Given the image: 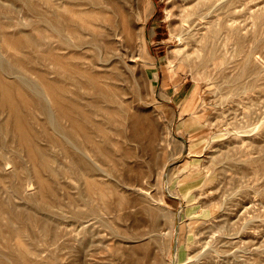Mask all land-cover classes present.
<instances>
[{
	"label": "rangeland",
	"instance_id": "374dc122",
	"mask_svg": "<svg viewBox=\"0 0 264 264\" xmlns=\"http://www.w3.org/2000/svg\"><path fill=\"white\" fill-rule=\"evenodd\" d=\"M52 4L0 0V260L264 264V0H111L113 72L55 49Z\"/></svg>",
	"mask_w": 264,
	"mask_h": 264
},
{
	"label": "bare ground",
	"instance_id": "6f19581e",
	"mask_svg": "<svg viewBox=\"0 0 264 264\" xmlns=\"http://www.w3.org/2000/svg\"><path fill=\"white\" fill-rule=\"evenodd\" d=\"M50 1V0H49ZM59 1H60V3H59ZM133 1V0H132ZM136 1V0H135ZM178 0H176V2H177ZM184 1H186V0H184ZM52 2V1H51ZM50 2V3H51ZM180 2V1H179ZM181 2H183V1H181ZM188 2H190V1H187V3ZM32 3V2H31ZM49 3V2H48ZM53 3H54V6H53V4H52V6L53 7H55L54 9H55V11H53L52 12V16L50 17V19H49V23H48V25H49V29H47L48 31H50V32H52L51 34H52V36L54 37V38H56V48L55 49H61L62 50V48H66V50L68 49L70 52L69 53H72V51L74 52V53H72V55H74V57L73 58H75L76 60H77V62L79 63V64H83V65H85V66H92V67H95V66H99L101 69H103V70H105V71H107L108 70V72H113L114 71V69H112V67H114V64H115V62H116V60H117V58H116V53L117 52H114L113 51V47L111 48L110 47V43H112L110 40H112L111 38L113 37V39L117 36V35H119V33H117V30H116V28L117 27H115L116 26V24H112V23H109V21L111 20L110 18H111V16H109L110 14H108V12H112V11H114L113 10V8H112V6H111V0H53ZM184 3H186V2H184ZM183 3V4H184ZM187 3H186V5H187ZM191 3V2H190ZM58 4H60V5H58ZM178 4H180V3H178ZM33 5V4H32ZM64 5V6H63ZM133 5H134V3H133ZM173 5V4H172ZM186 5H181L180 4V6H182V8L184 7V6H186ZM189 5V4H188ZM34 6H39V5H37V4H35ZM51 5H49V8L51 9V7H50ZM60 6H62V7H65L64 9H65V12L67 11V16H65V15H63V13H61L59 10H60ZM135 6V5H134ZM191 6V5H190ZM33 7V6H32ZM178 7V9H179V6H177ZM40 8V7H39ZM181 8V9H182ZM186 8V7H185ZM189 8V7H188ZM196 8V7H195ZM36 9V7L34 8V11H36L35 10ZM62 9L63 8H61V11H62ZM191 9V8H190ZM183 10V9H182ZM181 10V11H182ZM185 10V9H184ZM183 10V11H184ZM51 11H52V9H51ZM50 11V12H51ZM64 11V10H63ZM49 12V13H50ZM73 13L72 14V16L74 15H76L75 17H77V19H78V17L80 18V19H78V20H76V21H78V22H80V24H74V20L73 19H71V17H69L68 15H69V13ZM188 12H190L189 10H188ZM203 12V11H202ZM175 13H177L176 11H175ZM32 14V13H31ZM66 14V13H65ZM38 15H40L39 13H38ZM51 15V14H50ZM174 15V14H173ZM186 15H187V13H186ZM73 16V17H74ZM178 17V16H177ZM197 18H198V16H197ZM200 18H201V16H200ZM181 19V18H180ZM80 20V21H79ZM196 20V19H195ZM199 20V19H198ZM75 21V22H76ZM130 21V20H129ZM178 21H180V20H178ZM197 21V20H196ZM40 23V22H39ZM180 23V22H179ZM182 23V22H181ZM180 23V24H181ZM187 23V22H186ZM193 23H195L194 22V20H193ZM42 23H40V25H41ZM130 24V23H129ZM192 24V23H191ZM191 24H190V26H191ZM183 25V24H182ZM187 25H188V23H187ZM195 25H196V23H195ZM198 25V24H197ZM201 25V24H200ZM38 26V25H37ZM47 26V25H46ZM118 26V25H117ZM189 26V25H188ZM190 26H189V28H190ZM199 26V25H198ZM202 26V25H201ZM201 26H199V27H201ZM44 27V26H43ZM65 27H69V28H71L72 27V30L70 29H68L69 30V34H71L70 33V31H72V33H74V38H75V40L74 39H72L70 36H68V35H66L65 34ZM134 28V27H133ZM197 28V27H196ZM40 29V28H39ZM47 30H46V32H47ZM66 30H67V28H66ZM97 30H99V31H97ZM192 30H193V28H192ZM192 30H190L191 31V33H192ZM197 29H195V31H196ZM22 31V30H21ZM138 31V30H137ZM139 31H140V28H139ZM189 31V32H190ZM198 31H200V30H198ZM45 32V33H46ZM49 32V33H50ZM98 32V33H97ZM176 32H177V30H176ZM181 32V31H180ZM24 33H26V31L24 32ZM137 33V35H138V33L139 32H136ZM187 33V32H186ZM190 33V34H191ZM23 34V33H22ZM29 33H26V34H23V35H28ZM31 34V33H30ZM47 34V33H46ZM140 34V33H139ZM189 34V33H188ZM195 34V33H194ZM193 34V35H194ZM198 34V33H197ZM197 34L196 35H194V36H197ZM202 34V33H201ZM21 36L22 38L24 37V36ZM90 35V36H89ZM137 35H136V37H137ZM141 35V34H140ZM184 35V34H183ZM205 35H206V33H205ZM181 36V35H180ZM30 37V36H29ZM184 37H186V36H184ZM192 37V36H191ZM202 37V36H201ZM31 38V37H30ZM34 38V37H33ZM36 38V37H35ZM52 38V37H51ZM140 38V37H139ZM183 38V37H182ZM29 39V38H28ZM199 39V38H198ZM27 40V39H26ZM33 40V39H32ZM32 40H29L30 42H28V43H32L33 41ZM74 40V41H73ZM187 39H185V41H186ZM193 40V39H192ZM32 41V42H31ZM36 41H38V40H36ZM99 41V42H98ZM189 41V40H188ZM203 41H204V39L202 40V43H203ZM8 43V42H7ZM38 43V42H37ZM184 44H185V42H183ZM190 43V42H189ZM188 43V44H189ZM194 43H196V42H194ZM198 43V42H197ZM202 43H200V44H202ZM207 43V42H206ZM55 44V43H54ZM191 44H192V42H191ZM32 45H34V44H32ZM35 45H36V43H35ZM196 45V44H195ZM203 45V44H202ZM115 46V45H114ZM198 46V45H197ZM13 47V46H12ZM16 47V46H15ZM34 47H36V46H34ZM31 48H33V47H31ZM93 48V49H92ZM185 48H186V46H185ZM91 49V51L93 50L94 51V49H96V52H94V53H92V54H90L89 53V50ZM192 49H194V48H192ZM198 49V48H197ZM209 49V48H208ZM64 50V49H63ZM116 50V49H115ZM118 50V49H117ZM191 51V50H190ZM210 51V50H209ZM200 52V51H199ZM207 52H208V50H207ZM194 54V53H193ZM133 55V54H132ZM195 55V54H194ZM193 55V56H194ZM209 55V54H208ZM207 54H206V56H208ZM205 56V57H206ZM183 57H185V56H183ZM209 57V56H208ZM197 58V57H196ZM186 59H187V57H186ZM205 59V58H204ZM203 59V60H204ZM208 59V58H207ZM184 60V59H183ZM182 60V61H183ZM186 62V61H185ZM184 62V63H185ZM200 62V61H199ZM204 62H206L207 63V61L205 60ZM187 63V62H186ZM205 63V64H206ZM193 64H194V61H193ZM201 65V64H200ZM196 66V65H195ZM84 67V66H83ZM205 67V66H204ZM203 67V68H204ZM85 68V67H84ZM116 68V67H115ZM194 68V67H193ZM199 68V67H198ZM201 68V67H200ZM199 68V69H200ZM208 68V67H207ZM61 69H62V67H61ZM87 68H85L84 70H86ZM199 69H197V70H199ZM10 70V69H9ZM88 70V69H87ZM86 70V71H87ZM203 70V69H202ZM206 70V69H205ZM90 70H88V72H89ZM201 71V70H200ZM116 72V71H115ZM114 72V73H115ZM194 72V71H193ZM197 72H199V71H196V73ZM66 73V72H65ZM65 73H64V75H65ZM68 74H69V72H67ZM66 73V74H67ZM195 73V72H194ZM200 73V72H199ZM201 73H202V71H201ZM113 74V73H112ZM6 75V74H5ZM17 75V74H16ZM7 76H9V75H7ZM157 76V75H156ZM17 77H20V75L19 76H17ZM88 77V76H87ZM89 78V77H88ZM116 78V77H115ZM114 78V79H115ZM158 78V77H157ZM24 80V79H23ZM89 80H91V78H89ZM95 80H96V78H95ZM17 82H19V80H17ZM22 82V80L20 81V83ZM23 84H24V86L25 85H27V83L25 84V81L24 82H22ZM93 83V82H92ZM102 83V82H101ZM103 84H105V83H103ZM108 84H106L105 85V87H107L106 89H108L109 87L107 86ZM110 85V84H109ZM111 85H113V84H111ZM1 86V85H0ZM20 86H22L21 84H20ZM37 86V85H36ZM36 86H33V87H35V88H33L31 85L29 86V85H27V87L28 88H31L32 90H33V93L35 94L34 96L36 97V103H38L39 105V107L40 108H42L43 109V111L47 114V117H46V119L47 118H49V120L51 121V123H55L54 122V118H52V113H51V108H50V106H49V104H50V98H49V96H48V94L47 93H45L44 91H42V90H39V89H37V87ZM93 86H95V85H93ZM3 87V86H2ZM104 87V88H105ZM113 87V86H112ZM39 88H41V87H39ZM96 88V87H95ZM114 88H116V87H114ZM42 89V88H41ZM53 89H54V91H56V92H60L61 90H62V87L61 86H54L53 87ZM64 89V88H63ZM118 89V92H119V88H117ZM25 90V89H24ZM44 90V89H43ZM95 90H97L98 92H99V90L98 89H95ZM111 90H113V88L111 89ZM104 91V90H103ZM106 91V90H105ZM104 91V92H105ZM108 91L110 92V90L108 89ZM3 92H4V90H3ZM62 92V91H61ZM64 93H65V91H63ZM102 92V91H101ZM100 92V93H101ZM112 92V91H111ZM113 92H114V90H113ZM112 92V94L114 95V93ZM103 93V92H102ZM125 94V93H124ZM33 95V94H32ZM105 95V97L107 98V96H108V94H104ZM107 95V96H106ZM112 95V96H113ZM3 96H5V94H3L2 95V97ZM30 96V95H29ZM100 96V95H99ZM31 97H33V96H31ZM110 97V96H109ZM114 97H116V96H114ZM120 97V96H119ZM122 98V97H121ZM118 99V98H117ZM124 99V98H123ZM12 100V99H11ZM10 100V101H11ZM102 100V99H101ZM104 100V99H103ZM110 100V102H111V100H112V98H110L109 99ZM9 101V102H10ZM44 101H46V102H48L49 104H45L44 103ZM50 101V102H49ZM98 101V100H97ZM115 101H118V100H116V98H115ZM120 101H122V100H120ZM98 102H100V99H99V101ZM53 103V102H52ZM106 103H108V102H106ZM122 103H123V101H122ZM9 104V103H8ZM104 104V103H103ZM109 104V103H108ZM46 105H48L49 107L48 108H50V110L47 108V106ZM101 105H102V102H101ZM116 105V104H115ZM12 109H14L15 110V105L14 104H12V102L10 103V105H9ZM105 106H103V108H104ZM103 108H101L102 109V111H105ZM107 108V107H106ZM112 108V107H111ZM125 108V107H124ZM100 109V107L98 108V110ZM117 110V109H116ZM107 111V110H106ZM44 112L42 113V114H44ZM53 112V111H52ZM114 112V111H113ZM124 113V111H121V113ZM19 116H21V114H19ZM46 116V115H45ZM99 116H100V114H99ZM114 117H112V119H113ZM116 119V118H115ZM48 120V121H49ZM109 120H110V118H109ZM47 121V120H46ZM110 121H112V120H110ZM114 121V120H113ZM112 123V122H111ZM51 125V124H50ZM54 125V124H53ZM58 128H59V126H58ZM57 128V134H60V137H62L61 135H63V132H61L59 129ZM56 129V128H55ZM64 129V128H63ZM20 130H21V137H25L24 136V131H23V128L21 127L20 128ZM54 130V129H53ZM64 131H66V130H64ZM54 132H55V130H54ZM59 136V135H58ZM69 138V137H68ZM70 141V140H69ZM71 142V141H70ZM67 143H68V141H67ZM68 144H70V143H68ZM73 145V144H72ZM77 147V146H76ZM74 148V147H73ZM76 149V148H75ZM77 149H79V148H77ZM40 150V149H39ZM87 151H88V149H86ZM86 151V152H87ZM93 151V150H92ZM79 153L80 152H82L81 150L80 151H78ZM0 153H2L1 155H0V166H2L3 165V167H5L8 163H9V160L10 159H8V157L3 153V152H0ZM7 153V152H6ZM84 153V152H83ZM91 153V152H90ZM94 153V152H93ZM87 154V153H86ZM88 154H89V151H88ZM33 155H34V153H33ZM93 156V155H92ZM38 157V156H37ZM88 157H91V156H88ZM82 159V158H81ZM2 160V161H1ZM31 161V160H30ZM84 161V160H83ZM86 161V160H85ZM84 161V162H85ZM88 165V164H87ZM89 167V166H88ZM7 168V167H6ZM93 168V167H92ZM0 171H3L2 170V168L0 167ZM3 169H5V168H3ZM90 170V169H89ZM91 172H89V174H87L86 176H88V178H90L91 176H92V179H94V177H93V175H95V174H97V170L94 168V169H91L90 170ZM5 172V171H4ZM2 174H3V172H2ZM109 174V173H108ZM4 175H5V173H4ZM32 175V174H31ZM96 176V175H95ZM35 179V178H34ZM90 181H94V180H91V178L89 179ZM96 180V179H95ZM34 180H32L31 182H33ZM54 202V204H55V202H57V201H53ZM60 202V201H59ZM45 204V203H44ZM47 204V203H46ZM45 204V205H46ZM57 204V203H56ZM60 204H61V202H60ZM49 205V204H48ZM53 205V204H52ZM58 205V204H57ZM11 206V205H10ZM40 206V205H39ZM43 206V205H42ZM47 206V205H46ZM50 206V205H49ZM57 207H59V206H57ZM57 207H56V209H57ZM43 208H45L44 206H43ZM51 208H54V206L52 207L51 206ZM60 208V207H59ZM62 208V207H61ZM11 209V208H10ZM46 209H48V207L46 208ZM50 209V208H49ZM48 209V210H49ZM55 209V208H54ZM60 210V209H59ZM41 211L42 212H45V210L43 211L42 209H41ZM51 211H55V212H57L56 210H51ZM48 212L49 211H47V213L46 214H44V216L43 217H45L46 215H48ZM64 214V213H63ZM49 215H50V213H49ZM46 216V218L47 219H50L51 220V218H49L50 216ZM57 215H58V212H57ZM57 215H55V216H57ZM53 216V215H52ZM57 218V217H56ZM56 218H54V219H56ZM31 219V218H30ZM46 219V220H47ZM37 221V220H36ZM54 221H56V220H54ZM42 223V222H41ZM43 224V223H42ZM47 224V223H46ZM50 228V227H49ZM51 230V229H50ZM52 231V230H51ZM47 232V231H46ZM58 232V231H57ZM62 236H64V235H62ZM138 236V235H137ZM47 239V238H46ZM51 239H52V241H51ZM128 239V238H127ZM136 240L135 241H139L140 239H143L142 237H137V238H135ZM129 240V239H128ZM47 240H45L44 242H46ZM131 241V240H130ZM50 243H49V245H48V247H47V249L44 247V248H42V249H33V251H29L30 253L29 254H31V255H33L36 259H38V258H40L41 259V257H43V255H42V253L44 252V251H48V252H50L52 255H50V256H52V258L53 257H55L56 255H57V251H52L49 247L50 246H52V245H54L55 243H56V241H55V237H52V238H50V241H49ZM60 242V241H59ZM133 242H134V240H133ZM48 244V243H47ZM58 245V244H57ZM56 245V246H57ZM134 247V246H133ZM56 248V247H55ZM54 248V249H55ZM60 248H62V247H60ZM59 251V250H58ZM53 252H54V254L56 253V255L54 256V254H53ZM0 255L3 257V255L0 253ZM4 255H6V254H4ZM6 257V256H5ZM24 257V256H23ZM58 257V256H57ZM59 258V257H58ZM57 258V259H58ZM35 259V260H36ZM42 259H44V258H42ZM42 259L40 260V261H42ZM60 259V258H59ZM15 260V259H14ZM39 260V259H38ZM16 261V260H15ZM58 260H56L55 262H56V264L58 263L57 262ZM39 262V261H38ZM43 262H44V260H43ZM13 262H11L10 264H12ZM0 264H8L7 262H5L4 260H0ZM13 264H15V263H13ZM59 264V263H58Z\"/></svg>",
	"mask_w": 264,
	"mask_h": 264
}]
</instances>
